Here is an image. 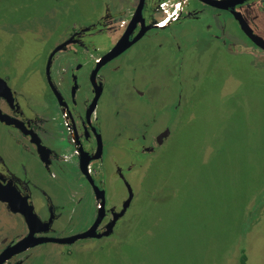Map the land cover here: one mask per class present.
Wrapping results in <instances>:
<instances>
[{
    "label": "rangeland",
    "instance_id": "rangeland-1",
    "mask_svg": "<svg viewBox=\"0 0 264 264\" xmlns=\"http://www.w3.org/2000/svg\"><path fill=\"white\" fill-rule=\"evenodd\" d=\"M103 9L102 0H0V75L13 72V86L38 93L44 50L64 37L67 25L90 23ZM188 33L192 46L185 57L174 43L150 50L139 65L141 51L127 53L135 72L139 66L151 78L155 113L173 114L176 106L178 115L172 136L150 162L139 155V166L126 174L139 198L117 237L83 241L72 251L39 246L25 264H239L241 251L246 264H264V60L197 39L191 27ZM123 79L115 74L112 82ZM130 105L132 111L148 108ZM120 145L110 154L124 164L129 144ZM121 184L109 179L107 192L123 195ZM23 228L0 209V235L15 237Z\"/></svg>",
    "mask_w": 264,
    "mask_h": 264
},
{
    "label": "flooded vegetation",
    "instance_id": "flooded-vegetation-1",
    "mask_svg": "<svg viewBox=\"0 0 264 264\" xmlns=\"http://www.w3.org/2000/svg\"><path fill=\"white\" fill-rule=\"evenodd\" d=\"M102 7L90 23L67 25L64 37L44 50L38 93L13 86V72L0 75L9 89L0 83V209L24 227L15 237L0 235V256L30 229L35 238L53 240L2 264H25L39 246L71 250L83 241L114 239L132 212L139 194L126 174L139 166V155L150 162L172 136L178 109L155 113L151 78L139 66L135 72V63L127 60L130 50L141 51L137 65L150 50L171 43L185 57L191 27L197 39L220 41L227 52L264 60V0H102ZM98 39L106 47H98ZM124 39L135 42L106 60ZM120 73L123 89L116 92L120 86L112 78ZM131 103L148 108L132 111ZM131 112L137 117L130 118ZM166 131L168 137H159ZM124 139L129 160L121 164L122 156L113 158L110 151L113 144L123 149ZM109 179L122 183L123 195L107 192ZM26 211L34 217L30 226ZM84 234L89 236L81 238Z\"/></svg>",
    "mask_w": 264,
    "mask_h": 264
},
{
    "label": "water",
    "instance_id": "water-1",
    "mask_svg": "<svg viewBox=\"0 0 264 264\" xmlns=\"http://www.w3.org/2000/svg\"><path fill=\"white\" fill-rule=\"evenodd\" d=\"M134 42H135V40L132 41V42H127L126 39L122 40L111 52H109L105 56V59L108 60V59H111V58L115 57L117 54H119L120 52H122L123 50H125L126 48H128ZM0 83L3 84V86L9 91V89L7 88L5 82H3L1 79H0ZM168 135H169V131H166L163 135H161L159 137L165 138V137H168ZM22 214L24 215L25 220H26L28 226H30L31 223H34V221H32V217L33 216L30 215L31 213L29 211H26V213L23 212ZM34 233H35V231H33L32 229H30L29 230V233L24 238L20 239L12 247H10L9 249H7L0 256V264H2L9 257H11L13 255H16V254H19V253L26 252V251H28L29 249L33 248L34 246H36L38 244H43V243H46V242L53 241V240L47 239V238H35L34 237ZM105 235H107V233ZM88 236H89L88 234H84V235L81 236V238H85V237H88Z\"/></svg>",
    "mask_w": 264,
    "mask_h": 264
},
{
    "label": "trees",
    "instance_id": "trees-1",
    "mask_svg": "<svg viewBox=\"0 0 264 264\" xmlns=\"http://www.w3.org/2000/svg\"><path fill=\"white\" fill-rule=\"evenodd\" d=\"M240 253H241V257H240L239 264H246V256H245L244 252L241 251Z\"/></svg>",
    "mask_w": 264,
    "mask_h": 264
}]
</instances>
